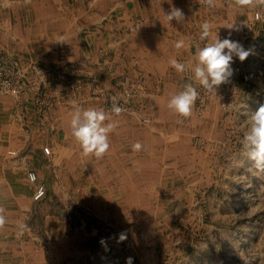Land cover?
Wrapping results in <instances>:
<instances>
[{"label": "crops", "instance_id": "crops-1", "mask_svg": "<svg viewBox=\"0 0 264 264\" xmlns=\"http://www.w3.org/2000/svg\"><path fill=\"white\" fill-rule=\"evenodd\" d=\"M173 7L185 20H167ZM205 22L251 53L234 57L233 75L216 93L187 67L208 42L199 39ZM171 58L186 70L177 72ZM0 59L17 63L26 85L20 97L0 94V264H126L113 255L126 244L142 264L143 233L153 239L151 264L167 263L169 244L194 233L186 227L195 220L204 238L220 226L226 173L244 131L231 109L257 106L264 92V4L0 0ZM189 81L205 100L184 117L167 102ZM77 108L103 109L116 122L102 158L85 155L72 135ZM29 171L45 187L40 200Z\"/></svg>", "mask_w": 264, "mask_h": 264}, {"label": "rangeland", "instance_id": "rangeland-1", "mask_svg": "<svg viewBox=\"0 0 264 264\" xmlns=\"http://www.w3.org/2000/svg\"><path fill=\"white\" fill-rule=\"evenodd\" d=\"M2 61L12 65L10 76H13L18 92L0 94L20 97L26 87L23 72L17 63ZM260 95L261 100L254 98L256 100L253 103L257 106L231 109L236 113L235 115L232 113V115L236 119L237 126L244 128L249 115L264 105V92ZM202 97L203 95L200 93L198 100L201 105L205 100ZM238 150L237 156L230 164V170L226 173L227 186L222 189V198L224 199H221L219 211L225 215V218L224 220L218 219L217 222L220 221V226L211 230L209 235L204 238L203 235H198L197 224L199 221L195 220L193 224L186 227L190 229L186 230L187 232L192 231L194 226L195 232H189L179 244H169V247L172 248L170 261L164 259L167 263L158 262V264H264V170L256 168L254 162L249 160L242 143L238 144ZM30 185L34 187L31 182ZM210 207L213 208L216 205L213 204ZM214 211H217V207ZM36 222L37 220L32 221V223ZM208 223L212 224L209 220ZM32 233H34L33 230L29 237L36 236V233L33 235ZM156 238L157 254L161 257L164 254L161 250L164 249L162 246L164 239L161 236ZM152 240V237L147 233H143L142 242L144 245L140 253L142 264L152 263L150 256L152 254L149 253V248L154 247ZM125 247L124 251L116 249L113 255L116 257L121 255L125 262L131 257V264H139L137 253L133 252L128 244Z\"/></svg>", "mask_w": 264, "mask_h": 264}, {"label": "clouds", "instance_id": "clouds-1", "mask_svg": "<svg viewBox=\"0 0 264 264\" xmlns=\"http://www.w3.org/2000/svg\"><path fill=\"white\" fill-rule=\"evenodd\" d=\"M204 3L214 6L215 0H204ZM235 3L239 6H246L254 3L264 4V0H235ZM165 16L170 23L173 20L177 23L185 20L183 11L175 7ZM228 29H233V26ZM230 35L220 39L218 35H212L209 23L205 22L201 25L199 39L208 42L197 49L195 64L187 67H190L194 73L195 81L208 93H216L220 85L229 81L233 75L234 57L243 62L251 54L250 50H246L238 41L232 40ZM175 47L177 49L184 47V42L178 41ZM169 63L177 72L186 70V65L175 58H171ZM199 95L197 88L189 81L184 84L182 90L171 95L167 107L181 116L188 117ZM111 111L119 115L123 109L114 103ZM115 127L116 122L111 121L103 109L77 108L71 115V133L81 145L85 155L102 158L110 148L109 135ZM242 144L249 160L254 162L256 168L264 170V105L249 115L245 121ZM135 147L139 148L140 145L137 144ZM2 213L3 209H0V226L5 223ZM20 227L23 230L26 225ZM120 239L123 240L125 237L121 236ZM131 261L132 258L129 257L126 264H131Z\"/></svg>", "mask_w": 264, "mask_h": 264}, {"label": "built area", "instance_id": "built-area-1", "mask_svg": "<svg viewBox=\"0 0 264 264\" xmlns=\"http://www.w3.org/2000/svg\"><path fill=\"white\" fill-rule=\"evenodd\" d=\"M259 14H255V18H258ZM12 65L0 60V93H17L18 88L13 80V76H10L12 71ZM13 75V73H12ZM29 181L34 185V200H40L45 195V187L42 183L38 182L37 174L34 171H29L27 173ZM105 237L99 239V241H104Z\"/></svg>", "mask_w": 264, "mask_h": 264}]
</instances>
